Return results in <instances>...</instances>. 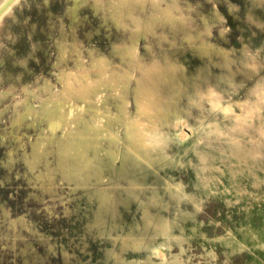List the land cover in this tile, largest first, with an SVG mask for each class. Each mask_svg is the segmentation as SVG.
I'll list each match as a JSON object with an SVG mask.
<instances>
[{
  "label": "rangeland",
  "instance_id": "374dc122",
  "mask_svg": "<svg viewBox=\"0 0 264 264\" xmlns=\"http://www.w3.org/2000/svg\"><path fill=\"white\" fill-rule=\"evenodd\" d=\"M0 264H264V0H0Z\"/></svg>",
  "mask_w": 264,
  "mask_h": 264
},
{
  "label": "bare ground",
  "instance_id": "6f19581e",
  "mask_svg": "<svg viewBox=\"0 0 264 264\" xmlns=\"http://www.w3.org/2000/svg\"><path fill=\"white\" fill-rule=\"evenodd\" d=\"M66 97L62 96L59 97L57 99H55V101L52 103L51 108H53L55 111L54 113L51 115L52 117V122L56 123L59 121V119L63 116V108H62V103L65 101ZM244 109V108H243ZM242 109V110H243ZM235 113V112H234ZM138 136H136V141H135V146L138 147V143L140 142L141 138H137ZM85 171L88 169V165L84 166ZM160 248V247H159Z\"/></svg>",
  "mask_w": 264,
  "mask_h": 264
}]
</instances>
